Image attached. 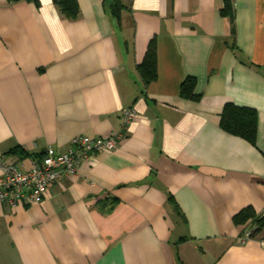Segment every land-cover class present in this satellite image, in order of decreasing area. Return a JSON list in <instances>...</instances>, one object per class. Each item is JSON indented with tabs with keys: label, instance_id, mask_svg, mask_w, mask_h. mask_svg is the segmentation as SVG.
I'll list each match as a JSON object with an SVG mask.
<instances>
[{
	"label": "crops",
	"instance_id": "1",
	"mask_svg": "<svg viewBox=\"0 0 264 264\" xmlns=\"http://www.w3.org/2000/svg\"><path fill=\"white\" fill-rule=\"evenodd\" d=\"M0 0L2 160L121 130L35 203H0V264H264V225L244 243V207L264 215V0ZM115 19H119L116 21ZM153 39L156 77L137 66ZM196 80L192 100L179 95ZM231 102L257 112L255 144L219 125Z\"/></svg>",
	"mask_w": 264,
	"mask_h": 264
},
{
	"label": "built area",
	"instance_id": "2",
	"mask_svg": "<svg viewBox=\"0 0 264 264\" xmlns=\"http://www.w3.org/2000/svg\"><path fill=\"white\" fill-rule=\"evenodd\" d=\"M132 107L121 110V130L106 137L79 135L73 137L66 150L58 151L47 146L41 157L33 159L31 166L19 169L15 162L2 160L0 173V203L10 207L20 202L39 201L56 182L64 176L76 177L77 167L82 161H90L92 156L113 151L125 137L126 126L134 119ZM252 229L247 227L238 238L244 243L252 237Z\"/></svg>",
	"mask_w": 264,
	"mask_h": 264
},
{
	"label": "trees",
	"instance_id": "3",
	"mask_svg": "<svg viewBox=\"0 0 264 264\" xmlns=\"http://www.w3.org/2000/svg\"><path fill=\"white\" fill-rule=\"evenodd\" d=\"M37 1V0H35ZM58 6L60 12L66 18H74L78 12L76 0H53ZM109 13L115 18H118L119 10L122 5L119 0H109L106 6ZM221 12L230 18L233 23L231 4L229 0L224 1ZM119 21V19H115ZM137 71L145 84L149 83L156 77V48L155 42L151 39L147 45L144 58L137 66ZM196 80L194 77H186L180 84L179 95L184 98L197 100L200 94L194 92ZM219 125L231 134H235L247 139L255 144L257 134V112L254 108L248 106H239L231 102H226L223 105L220 113ZM235 223H246L252 229V237L264 225V215H256L253 209L249 206L242 208L233 217Z\"/></svg>",
	"mask_w": 264,
	"mask_h": 264
}]
</instances>
